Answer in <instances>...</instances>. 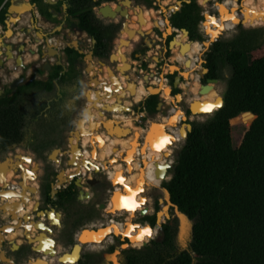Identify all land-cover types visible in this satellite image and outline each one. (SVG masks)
<instances>
[{
  "label": "trees",
  "instance_id": "16d2710c",
  "mask_svg": "<svg viewBox=\"0 0 264 264\" xmlns=\"http://www.w3.org/2000/svg\"><path fill=\"white\" fill-rule=\"evenodd\" d=\"M30 1L36 3L40 13L51 21L57 20L53 17V13L54 11L61 12V4L63 3L61 0L54 5L45 3L44 0ZM64 1L67 4L69 24L73 21L76 22L83 32L96 39L94 44L95 56H107L109 48L106 41V28L101 18L96 14L95 6L100 5L102 1H111L112 3L105 2L102 5L108 3L111 10L117 11V2H114L115 0ZM207 1L199 0V3L206 6ZM232 1L237 5V10L238 7H241V14L243 15H239L236 10L237 24L250 26L249 21L251 19L246 16L245 10L248 0H241V5L236 0ZM4 2L5 0H0V24H5V13L9 1L2 7ZM145 3L149 7L153 6V0H145ZM199 3L197 0L183 1L180 10L173 12L170 19L175 28L188 29L190 44L203 45L207 42L209 45L210 42L207 40L199 41L203 39V35L199 31L200 23L203 20ZM121 6L127 8L128 18L126 21L128 22L130 17L135 23L136 30L140 29L144 32L147 22L145 14L149 8L125 2L121 3ZM49 7H52L53 10L50 11ZM261 10L264 15L263 8ZM224 11L223 15L226 14V10ZM213 20L215 23L212 22ZM232 26V18L227 15L226 17L217 16L204 23L203 30H209L205 35L207 37L210 35L211 39L214 40L222 32L230 30ZM240 27L242 28L241 33L236 38L228 41L218 39L212 43L205 55L204 66L208 68V74H206L208 78H219L220 62L227 63L231 67V75L227 79L223 92L224 104L215 110L207 120L193 122V128L188 133V137L184 138L185 143L175 160L172 177L164 182V186L171 193L172 201L195 221L190 245L187 249L175 250L176 228L163 224L165 235L161 241L157 238L150 239L147 245L139 248L128 247L122 250L124 264H264V40L254 42L255 32ZM121 33L125 35L124 31ZM256 36L258 37V34ZM65 50L70 55L71 62L72 56L80 55L73 47L67 46ZM125 50L124 45L119 46L118 44L114 51L115 60L118 61V65L123 67V70L126 67L125 62H128L127 59H121V54H124ZM90 61L92 65L89 68V74L94 76L97 73L98 79L108 83L110 89L114 90L116 87L110 82L107 65L103 64L99 68L98 63H95L93 59ZM100 69H102L101 73L99 72ZM70 74L72 75V73ZM182 74L186 77L185 71ZM52 76H58V73L56 72ZM118 77L121 83L120 87L126 90L119 100L115 94L106 98L105 92H101L98 97L95 89L101 85H95L93 80L90 82L93 88L89 91V98L87 99L88 110L83 114L84 121H82L83 124L81 122L79 128H88L87 122L90 118L97 120L99 124L96 125L99 127L100 122L106 119L105 115L99 113L104 103L115 104L118 102L117 105L110 107L109 110L113 112V119L106 121V125L109 127L111 124L117 123L123 128L128 127L126 130H138L139 134L132 135L136 136V140L132 141L128 147H123L117 142L110 143L112 138L119 136L108 134L105 131L98 133L97 131L87 132L83 130L81 150L78 148L80 140L78 137L73 136L70 142L73 145L74 158L71 163L74 167L63 170L61 174V178H64L69 171L75 173L83 171L89 175L91 170L96 168L95 166H105L104 169L107 170L110 178L115 179L118 172L125 173L128 170L129 174L125 173L123 183H120L122 188L118 186L116 193L111 197V206H106L104 209L108 216L106 221L91 225L92 227L94 225L104 226L95 230L96 232L89 229L87 235H90L81 241L91 248L101 246L106 240L113 242L116 233L114 231L104 232L110 223L109 216L113 215L111 217L113 227L116 223L125 221L126 218H134L136 212L143 209L142 204L145 201L142 192L145 187L158 185L151 181V173L158 167L161 172V180L166 176V168L170 164H165L168 162L161 159L170 155L173 151L174 142L183 134L185 135L183 130L187 129V126L181 125V123H183L182 120L188 118L177 105L182 96L178 95V98L172 96L169 91L170 85L165 81L160 82L164 85L163 93L168 97L165 102L170 104L169 112L160 114V119L149 120L147 126L150 129L137 125L135 123L136 117L134 118L131 114L128 115L123 110L129 109L132 101L138 102L135 99V90L141 86V81L139 79L138 82H135L136 84L133 83L128 86V84L126 85L128 77L120 73H118ZM41 83L22 86L13 93L10 89H6L5 93L0 96V153L6 152L25 141L27 112L24 106L25 99L20 94L27 87L41 85ZM45 85L50 88L51 82ZM209 85L208 90L200 92L202 83L199 82L189 94L198 100L191 99L192 101H189V97L186 99L193 103V113L190 114L192 120L197 116L210 114L212 110L218 107L217 104L219 106L221 104V94L216 89L215 83L209 82ZM120 87L116 91L118 94L121 93ZM175 91L180 90L175 89ZM157 94L159 92L150 94L141 101L138 111H145L147 115L155 116L159 112L157 110L159 102ZM209 107L211 110H208ZM246 111L253 112L254 117L249 120L238 145L234 146L232 122L234 123L235 120L233 119ZM243 117L249 119V115H244L241 118L245 124ZM140 128H142L141 133ZM142 135L145 138L140 147L139 138ZM165 136L172 138L171 143L165 144L158 150L154 144H159ZM119 138L124 139L125 137L120 136ZM117 147H121V149L118 151ZM115 152L123 157L125 155L124 160L127 169L123 163H118L116 158L110 159V155ZM63 153L60 150H55L51 151L49 156L53 161L59 162V156ZM137 153L143 155L144 166H140L136 158ZM11 158L13 161H18V166L22 168L25 177L23 182L19 183L16 182L15 178L21 177L22 174L17 173L14 169L0 170V177L3 178L0 180V206L6 207L4 217L12 218V222L8 221L7 223L12 224V227L14 225L13 228L23 225L24 222H29L27 225L29 228L28 236L45 255L51 254V257L47 259V263H50L53 260L52 254L56 244L55 240L52 239L53 237L50 236L51 229H48L44 222L36 223L32 220V211L35 209L37 201L31 194V186L38 165L32 161V157L28 153L23 151H18ZM105 160H108L109 164H113V169L106 166ZM12 184L14 188L11 187ZM128 189H132V192L130 193ZM77 195L78 189L74 182L60 189L56 198L51 197L49 192L47 193L46 202L63 209L68 216L69 227L75 223L74 227L79 226L80 224L77 222L90 219L89 217H93L97 210V202L88 208H81ZM132 196L136 206L134 210H129L123 207L125 200L121 198ZM122 216L123 219H117V217ZM24 217L25 221L22 222L21 219ZM53 218L55 219L54 223L58 222L60 218L55 211L50 212V219ZM43 219L44 215L41 220ZM38 228H42L43 233H36ZM83 229L78 232L79 240L86 232V229ZM5 231L6 227L0 230V241L11 240L10 230L6 236ZM94 235H99V237ZM70 252V250H66L62 253H66L61 259L62 264H71L78 258L76 255L79 253L78 250L69 255ZM3 256L0 255V259L6 260ZM107 259L111 258L107 257ZM47 263L44 261L35 263L34 259L29 261V264Z\"/></svg>",
  "mask_w": 264,
  "mask_h": 264
},
{
  "label": "rangeland",
  "instance_id": "374dc122",
  "mask_svg": "<svg viewBox=\"0 0 264 264\" xmlns=\"http://www.w3.org/2000/svg\"><path fill=\"white\" fill-rule=\"evenodd\" d=\"M48 1L49 2H55V0H48ZM61 1L66 2L64 0H61ZM96 1H98V0H96ZM177 1H182V0H153V4H152L153 6H151V7H149L145 3V0H133L132 5H137V6H141L144 8H150V9L152 8V9L157 11V14L159 16L169 17V13L172 14V12H170V11L168 13L163 12L162 6L167 7L169 5L176 4ZM217 1H220V0H211L206 6L201 5V13L203 14L207 10L214 12L215 8L219 7V4L217 3ZM105 2H107V1H102L100 5L104 4ZM114 2H117V0H115ZM223 2H224L223 4H224L225 9L222 8V12L225 13L224 10H226V15L229 16L230 18H232V20H233V26L230 28V30L224 31L223 34H221L219 39H222L224 41H228V40H232V39L236 38L241 33L242 28L240 26H242L246 30H248L250 32L252 31L253 33L255 32L256 34H258V37H257L256 34L254 33V38H255L253 40L254 42H259V41L263 40V37H264V28H263L264 27V15L261 12V6L264 10V0H248L245 10H246V16L251 18V20L249 21L250 26H245L241 23L237 24V16L235 14V12L237 10V5L235 4L234 1L225 0ZM214 3H215V7L213 6ZM100 5L95 6V11H96V14L101 18L102 23L106 28V41L108 43L109 52H108V55L105 57L95 56L93 58L94 62L98 63L97 64L98 67L100 68L102 66V64H100V61H103V62H105L106 65H110L111 67L115 68V65L118 64V61L115 59L110 61V60H108V56L111 52L115 51L117 45L119 44V38L120 37H123V38L128 37L127 29H132L134 31L130 35L132 42L122 44V45H124V47L126 49L124 54L127 55V57L124 59L128 60V62H126L127 64H125L126 67L123 71H127V73L129 74V77L135 82H138L137 80H139V78L144 79V82H145L144 76L150 75L151 73H154L155 75L158 76L157 81H155L151 84H145V83L141 82L140 87L143 88L145 96L143 97V99H139V101L137 103L132 101L133 102V103H131L132 104L131 105L132 110L130 112H127V114L128 115L131 114L134 118L137 116L139 118V123L137 125H140V127L146 128L147 127V124H146L147 118H144V117L147 115V113H145V112L143 113V111L142 112L138 111L139 103L141 101H143L150 94L159 92V94H157L159 97L162 94H164L163 93L164 85L161 84L160 81H165L164 77H166V76H168V79H169L168 84L170 85L169 91H170L171 95L175 96V94H180L182 96V99L179 100L177 105L180 107V111L183 113L186 109V105L188 103V100L192 101L191 99H195V98H192L191 96H189V94H190L189 88L193 84V81H194V78L192 76H194L198 73H200L201 75L205 73V71H204L205 66H204L203 61L205 60V58H204L205 53L211 48L212 43L211 44L209 43V45L203 51L200 59L196 63V65H198L199 67L195 68L192 72H190L189 77L186 78L182 74V72H184L185 70L187 72L185 65L180 63V62H177L178 65L181 67L180 68L181 73H180V71L176 70L179 67H178L176 61L171 62L170 58L173 56V52H172L171 48L169 49L167 47L168 39H171L172 37L176 38L179 30L171 32V31H169V29H166L165 33L169 32L171 34H168L165 37V36H163V32L165 31V28L159 27V26H154L152 28L153 30L151 32H149L147 35H144V37L139 36L137 33V30L135 28V23L129 17V20L127 22V29L123 30L124 34H125V35H123L121 33V28H122V22L124 21V17L121 15H117L116 17L115 16L103 17L102 15H100L98 13V8ZM66 6L67 5H65V7H62V4H61L60 14H62L63 8L67 10ZM148 11H149V9H148ZM62 17L63 16H61V18H58L54 22H51L54 25H58V24L63 25L62 29H55V32H54V34H55L54 35L55 36L54 37L55 38L54 44L56 45V47L64 48V46L66 45V42H71L72 39H77L79 41V48L83 51V53H87L89 50H93V47L95 44L93 41V38L90 37L86 32L78 31L76 28L71 29L67 20L64 21L65 23L62 22L64 20V19H62ZM214 17H217V16L214 15ZM211 19H212L211 16H207L205 23ZM12 24L13 23H8L9 27L7 30L10 33H8L7 36H10V34L13 31L11 28ZM203 25L199 26V31L203 35V39L199 40V41H206L207 40V36L205 35L203 30L201 29V27L203 28ZM42 29H44V31L39 30L40 34H41V35L39 34L40 36L38 35L39 37H42L43 34H45V33L51 34V31H52L51 28L45 27ZM67 32L69 34H67ZM144 34H146V33H144ZM185 35H186V39H187L186 44H187L188 48L185 49L184 52L189 53L190 49H189L188 44H189L190 40H189V36H187V34H185ZM33 36H35V35H33ZM62 36H64V43L60 44L59 39ZM28 38L29 37L26 38V40H27L26 43L28 42V44H32L31 40H33V39H28ZM30 38H31V36H30ZM148 39L151 42L150 45L146 43V40H148ZM0 43H1V40H0ZM175 43H176V40L174 41V44H172V46H171L172 48L174 47ZM181 53H182V51H181ZM27 59H29V61L32 60L29 55L27 56ZM87 60L88 59L85 58L81 62V65L84 66V64ZM128 63L132 64V66H133L132 69H130V65ZM167 64L172 65L171 68L168 70L169 73H166L167 72V69H166ZM101 71H102V69L99 70L100 73H101ZM173 72H175V73H173ZM119 73L123 74L122 71H120ZM170 73H172V74H170ZM218 73H219V78H218V82L215 83V86H216V89L218 90V92L222 95L224 92V89H225V84L227 82V79L231 75V67L227 63L220 62ZM17 74H19V72L15 73V75H17ZM176 75H178L180 77H181V75L184 76V80L182 81L181 86H180L181 88L178 87V89H180V91H175V88H174V90L171 89L172 88L171 82L172 83L174 82ZM97 76H98V74H97ZM108 76H109V74H108ZM82 79H83V90L88 89L90 87V83L89 82L87 83L85 77H83V76H82ZM109 79H110L111 84L114 87H116L115 82L112 81L110 76H109ZM190 82H192V84ZM174 84L179 85L180 81L177 80L176 82H174ZM126 85H127V83H126ZM149 86H151V87L149 88ZM91 88H93V87H91ZM185 88L187 90H185ZM136 90H135V92H136ZM102 92L106 93V90L104 89V90H102ZM129 92H130V90H129ZM106 98H110V97H106ZM187 98H188V100H186ZM74 100H75V98L73 100H71V103ZM167 100H168V97H167ZM195 100H198V99H195ZM44 101H42V102H44ZM86 103H87L86 100L82 101L80 104V109L71 115L72 124L67 128V131H64L61 129L58 132H56V131H53L52 129H48L49 124H50L49 119H56V123L58 125H59V123H61L60 116L58 114H55L52 116L49 114L48 115L46 114L47 117L44 116V118H41L42 116L39 117L41 113H38V115H36V116L34 115L33 117H30L27 128L25 130L26 131L25 141L22 142L20 145H17L18 146L17 149L14 146L10 150L0 153V159H2L5 156H11L12 157V156L16 155V153L18 151H23V152L28 153L32 157V161L38 165V170L32 179L31 194H33V197L35 198V200L37 202H40V208L41 209L54 207V205H52L51 203H47L46 201H44L45 193H48V192L51 193L52 186L55 187L57 185V182H56L57 176L56 175L58 174V172L61 170H67L70 167L67 163V157L66 156H64L63 161H59V162L57 161L56 162V161H52V159L49 156V153L54 148L59 149L61 151L62 145L64 146V144H62L61 141L65 138V135H68L69 132L74 129L73 124L83 114L82 108ZM67 106L70 107L69 105H67ZM169 108H170V104H167L164 101L163 109L160 110L155 116H150L149 120L160 119L161 118L160 114H166L168 112ZM123 111H126V110L124 109ZM142 114H144V115H142ZM210 115H212V114L197 116L193 120V122L205 121L210 117ZM241 118H242V115L233 119V120H235L234 123L232 122V125H233V145L234 146L238 145V143L241 139V136H242L244 130L246 129V126L250 120L248 118L243 117L244 121L246 122L244 124ZM182 122L184 124H186V123H189V120L184 119V120H182ZM109 128L111 130V133H108V134L116 135L119 137L120 136L126 137V136H132L133 134H139L138 130L137 131H134L131 129L126 130L128 127L123 128L120 125H118L117 123L111 124L109 126ZM181 138H182V141H181ZM181 138H178L177 141L174 142L173 147H172L173 151L170 153V155H168L170 157V159L173 160V164H172L173 166L175 164V160L179 154L180 149L183 147V145L185 143V139H184L185 135L184 134L182 135ZM139 143H140V146H142L143 142H141V138H139ZM9 153H13V154H9ZM168 156H166V158H168ZM61 157L62 156H59V158H61ZM64 159L66 161H64ZM111 159H115V158H111ZM105 162L107 163L108 160H105ZM106 166H108V163L106 164ZM102 167L105 168V166H102ZM98 169L100 170L101 167L96 166V168H93V171H91L89 173V175H87L86 177H88V178L97 177V178L104 179V175H102ZM54 173H56V175H54ZM124 174H125L124 172H118L115 175L116 176L115 179H111L109 174H108V176L111 179V182L113 185L120 186V182H118V181L120 179L123 180ZM37 175H38V179H36ZM19 177L15 178L16 182L19 181L18 180ZM171 177H172V173H170L169 175H166L163 178L166 181H168L171 179ZM164 179H162V180H164ZM71 182H66L65 186L62 185L59 189L66 187ZM87 190L91 191V188L88 187ZM142 194L144 197L143 200L146 201V196L148 194L147 187H145V190L143 191ZM92 195L93 196L90 199H84V200H78V201L80 202L81 208H84V209L88 208L90 205L96 204V202H97L96 213L93 217H89L90 219H85L81 222H77V224H80V225L76 226V227H74V225H76V223L72 227H69L68 216L65 214L63 209L58 208L56 206V209L58 211L62 212V217H61V225H58L57 223H54L53 225H51L53 227H51L50 236L54 238L55 243H56L54 253L52 254V258H53V260L51 261L52 264H62L61 259H59V256L62 253H64V251L71 249V246L73 244L76 232L81 230L85 225L98 224L100 222L106 221L108 216L106 215L105 210L99 209L97 207V205L100 202L106 201L109 198V196L106 193H102V194L100 193L99 194L97 192L96 194H94V190H92ZM55 196H56V193L52 195L53 198H55ZM167 205H169V204H167ZM167 205H165V206H167ZM0 211H1L0 212V217H1L0 222L5 221L4 220L5 217L3 218V216L6 213V207L0 206ZM1 213L3 214V216H1ZM112 216H109L110 223L104 232L114 231L116 233L114 238H113V242L106 240V241H103L101 246H93L92 248L89 246H85L83 248L81 260L78 264H87V263H89V264H124V256L122 253V250H123L122 246L123 245L125 246L126 243L123 240H121V238L119 237L120 235L118 234V231L116 230L115 225L112 227V224H111V220H112L111 217ZM123 218H124L123 216L117 217V219H123ZM171 218L176 219L175 220L176 221L175 222L176 233H175V237H174L175 250L178 251V250L187 249L190 245L192 238H191V236L188 237V234H186V232H185L186 228L183 229L184 222L182 224L181 216L179 214H177L175 212V210H173V215L171 216ZM5 219H7V217ZM43 220H45V219H43ZM160 220L162 221L163 219L161 218V219H159V221ZM135 222L141 223L138 221H135ZM180 226H181V232L179 234V227ZM9 230H10V234L12 237L15 228H13L11 225H9L6 227V232H8ZM5 236H6V234H5ZM153 236H154L153 239H155V238L158 239L159 233H156ZM121 237L124 238L123 236H121ZM184 238H185V240H184ZM0 242H2V241H0ZM16 243H19V242H16ZM129 247H132V246H129ZM135 247L139 248V246H135ZM1 248L4 251L6 250V247L4 248L2 246ZM119 251H121V253L118 256H116V253H118ZM112 252H113L112 257H110L113 260L112 263H110L111 259H107V261H105V254L107 256V254L112 253ZM11 254H13V253H11ZM32 256H35V254L33 253ZM50 256H51V254H50ZM116 260H119V263H117ZM19 264H26V261L22 260V261H20Z\"/></svg>",
  "mask_w": 264,
  "mask_h": 264
},
{
  "label": "water",
  "instance_id": "95a60500",
  "mask_svg": "<svg viewBox=\"0 0 264 264\" xmlns=\"http://www.w3.org/2000/svg\"><path fill=\"white\" fill-rule=\"evenodd\" d=\"M9 0H5V2L3 3V5H2V7L4 6V5H6V3L8 2ZM183 1H186V2H190L191 0H182V1H177V3L176 4H173V5H169V6H167V7H165V6H162V11L163 12H175V11H178V10H180V8H181V6H182V4H183ZM211 0H208L207 1V4L210 2ZM224 0H220V1H217V3L219 4V7L218 8H216L215 9V11L214 12H211L210 10H207V11H205V13H203V20L201 21V23H200V26H202L204 23H205V21H206V17L207 16H214V15H216V16H220V17H222V16H224V17H226V14L225 15H223V12H222V8H224L225 9V7H224V2H223ZM44 2L45 3H49V4H56L57 2H58V0H55V2H49L48 0H44ZM107 2H111V1H107ZM123 2H125V3H133V0H117V7H116V9H117V11H115V10H111L110 8V6H109V4L107 3L106 5H100L99 6V8H98V13L100 14V15H102L103 17H106V16H114V15H121V16H123L124 17V21L122 22V28H121V31H123L124 29H127V18H128V13H127V8H125V7H123V6H121V3H123ZM197 2L199 3V0H197ZM237 2H238V4L239 5H241V0H237ZM30 6H31V9L30 10H28L29 12L30 11H32V9H33V7L36 5V3H33V2H30V3H28ZM200 4V3H199ZM67 5V4H66ZM201 5V4H200ZM214 6V5H213ZM212 6V7H213ZM1 7V8H2ZM67 7V6H66ZM215 7V6H214ZM7 10H8V12H7V15L9 16V19L7 20V19H5L6 20V23H5V26L7 27V25H8V23H16V22H18L19 21V14H22V13H19L18 11L19 10H17L16 8H14L13 7V4L12 3H9L8 4V6H7ZM50 11H52V10H50ZM27 12V11H26ZM12 13H14L15 14V16H13L12 15ZM23 13H25V12H23ZM212 14V15H210V14ZM237 13L239 14V15H241V16H243L242 14H241V7H238V10H237ZM229 14V13H228ZM53 16H57V15H55V14H53ZM170 17H171V13H169V17H165L164 16V18H165V20L167 21V23L169 24V27H172V29L175 31V30H179L178 28H175L173 25H172V23H171V19H170ZM139 22H141V21H139ZM238 24H240V23H238ZM70 26H71V28L72 29H77L78 31H82L81 30V28L77 25V23L76 22H71L70 23ZM61 26L60 25H57V28H60ZM264 28V27H263ZM201 29L203 30V28L201 27ZM153 30V29H152ZM180 30L181 31H183L184 33H186L187 34V36H189V31H188V29L187 28H180ZM209 31V30H208ZM207 29H204L203 30V32L206 34L207 32ZM127 32H128V37L127 38H123V37H120L119 38V46L120 45H122L123 43H131L132 42V39L130 38V35L134 32L132 29H127ZM137 33H139V35L140 36H143L144 37V35H147L148 33L147 32H145L146 34H144V32L142 31V30H137ZM214 33V32H213ZM168 34H171V33H165V31L163 32V36H167ZM221 34H223V32L221 33ZM221 34H219L217 37H215V39L214 40H212L211 42H210V44L211 43H213V42H215V41H217L219 38H220V36H221ZM174 38L175 37H172L171 39H170V41H169V43L167 44L168 45V48H171V46H172V42L174 41ZM211 38V36L210 35H208V37H207V40H209ZM263 40H264V37H263ZM44 41H45V44H46V47H47V50H48V52H46L48 55H54L55 53H58L60 56H61V54L59 53V51H58V49H57V47H56V45L54 44H52V40L51 39H49V38H46L45 36H44ZM93 41H94V43L96 42V39L95 38H93ZM2 43V42H1ZM52 44V45H51ZM67 44V46H69V47H74V48H76L80 53H83V51L79 48V41L77 40V39H72L71 40V42H67L66 43ZM129 45V44H128ZM6 47H8V49H9V47H10V50H8V53H7V57H10V59H15L16 60V62H17V64L19 65V66H23L24 65V63H23V57H22V55H21V53L20 54H18V55H15L13 52H12V50H11V46L12 45H10V44H6L5 45ZM20 46H21V48H20V52L21 51H23L24 49H25V43H22V44H20ZM13 47V46H12ZM54 51L55 53L54 54H51V51ZM31 53L32 54H35L36 53V51L34 50V49H31ZM120 54V53H119ZM115 56H116V54H115V52H111L110 54H109V56H108V60H110V61H112L113 59H115ZM87 57H89L88 58V60H87V64H86V66H85V70L84 71H86L87 73H89V68H90V66L92 65V63H91V61H90V59H93L94 58V51L93 50H89L85 55H84V59L85 58H87ZM127 57V55L126 54H121V59H124V58H126ZM3 64V59H0V65H2ZM100 64H105V62H103V61H100ZM125 64H127L126 62H125ZM129 65H130V69H132L133 68V66H132V64L131 63H128ZM45 65H46V68H44V69H49V67H50V63L49 62H47L46 61V63H45ZM107 70H108V73H109V76H110V78L112 79V81L113 82H116L115 84H116V88L114 89V90H112V89H110V86H109V84L108 83H105V81H101V80H99L98 79V76H97V73H95L94 74V76H91L90 74H89V83L93 80L94 81V83L96 84V85H101V87H99V88H96L95 89V91H96V93H97V96L99 97L100 95V93L102 92V90H106V93H105V97H111L112 95H116V97H117V99L119 100L120 99V96L121 95H123L124 93H125V89L124 88H122V87H120L121 85V83H120V80H119V77H118V73L120 72V71H123V67L122 66H120V65H115V68H113V67H111L110 65H107ZM204 71H205V73L206 72H208V68H206V67H204ZM205 73L204 74H202V78H205L204 77V75H205ZM123 74L126 76V77H129V74L127 73V71H123ZM172 74V73H171ZM82 75H83V71H82V73L80 72L79 73V75H78V77L80 76V78H82ZM151 75H153V73H151ZM177 78H179L178 79V81H180V76H178V75H176L175 76V79H174V82H176L177 81ZM23 80V77H18V78H15L11 83H10V89L11 90H14V89H16V87L20 84V82ZM174 82H173V84H174ZM209 82H214V83H216V82H218V78H216V77H209V78H206V80L205 81H203L202 82V89H201V91L200 92H203V91H206V90H208L209 88H210V85H209ZM136 84L135 83V81H133L130 77H129V79H128V82H127V84H128V86L130 85V84ZM174 86H176L177 87V85H175L174 84ZM91 87H93V85H91L90 84V87L88 88V89H86V93H85V96H86V101H87V99L89 98V91L91 90ZM119 87L121 88V93H116V91H117V89H119ZM151 86H149V88H150ZM56 88H60L59 87V84H58V82H56ZM3 92V90L2 89H0V95H1V93ZM178 95H180V94H175V96H176V98H178ZM220 100H221V104H220V106H218V107H216L214 110H212V112L210 113V114H213V112L215 111V110H217V109H219L220 107H222L223 106V104H224V95L222 94V95H220ZM87 104V103H86ZM85 104V106L83 107V109H82V113L84 114L87 110H88V105H86ZM118 104V102L117 103H115V104H109V103H104V105L101 107V109L99 110V113L100 114H103V115H105L106 116V119L105 120H103V121H101L100 122V125H99V127H97V123L99 124V122L97 121V120H95V119H89V121L87 122L88 123V128H79L80 127V125H81V122L82 121H84L83 119H84V115L82 114L81 116H80V118H78L77 119V121H76V124H75V128L73 129V130H71L70 131V135H69V138H68V141H69V148H68V150H66V151H68V158H67V163H68V165L70 166V167H74L73 166V164H71V162H72V159L74 158V152H73V145L70 143L71 142V139L73 138V136H75V137H78L80 140H79V146H78V148L81 150L82 149V147H81V135H82V133H83V130H86L87 132H92V131H97L98 133L99 132H102V131H105L106 133H110V129H109V127L106 125V121H112V119H113V112L111 111V110H109L110 109V107H113L114 105H117ZM163 107H164V101L162 100V98L161 97H159V102H158V105H157V110L158 111H160V110H162L163 109ZM187 109H188V112L189 113H187L186 112V110L184 111L185 112V114H186V116H187V118H188V120H189V123H186L185 125L187 126V129H184L183 131L185 132V139L188 137V133L192 130V128H193V120L190 118V114L191 113H193V103L192 102H188V106H187ZM132 109H131V107H129V109H127L126 111H125V113H127V112H130ZM197 115V114H196ZM244 115H249V119H252L253 117H254V113L253 112H251V111H246V112H243L242 113V116H244ZM89 116L91 117V115L89 114ZM155 122H157V121H155ZM82 124H83V122H82ZM184 123H181V125H183ZM93 125H94V127H93ZM148 127V126H147ZM146 127V128H147ZM149 128V127H148ZM79 129V130H78ZM150 129V128H149ZM145 136H147V134H145ZM144 135H142L141 136V139L144 141V137H145ZM16 147V149H17V147L18 146H15ZM141 147V146H140ZM117 149L119 150L120 148L119 147H117ZM55 150H59V149H53L52 150V152L53 151H55ZM62 151V150H61ZM66 151H62V152H66ZM124 157H125V155H124ZM124 157L122 156V160H123V162L125 163V160H124ZM169 157V156H168ZM83 162H85L84 160H83ZM18 161L16 160V161H13V159L12 158H10L9 156H5L4 158H2V159H0V170L2 169L3 171H7L8 169H14L17 173H20V174H22L21 175V177H20V179H19V183H22L23 182V180H24V175H23V171H22V168L20 167V166H18ZM165 164H170L167 168H166V172H167V170H168V168L171 166V163H165ZM86 166H87V164H85ZM99 170V169H98ZM101 170V169H100ZM91 171H93V170H91ZM63 173V170H61V171H59L58 172V174L56 175L57 176V180H56V182H57V184L58 183H60L59 184V186L58 187H54V186H52V189H51V195H53V194H57L58 193V191L60 190L59 188L63 185V186H65V184H66V182L67 181H65V182H62V178H61V174ZM72 174H74V176H72V178L69 180V182H71V180H74V183H75V185L77 186V187H79V192H78V195H77V198L79 199V200H84V199H90L93 195H92V192L90 191V190H87V189H85V185H84V183L83 182H85V183H87V184H89L90 186H95V183L97 182V179L95 178V177H92V178H87L86 176L88 175V173L86 172H84V173H79V174H75V172H72ZM0 179H1V177H0ZM36 179H38V175L36 176ZM164 179V178H163ZM112 183V182H111ZM12 188H14V185L12 184V186H11ZM117 187L118 186H115L114 185V189H113V191H112V193L110 194V196H109V198L106 200V201H103V202H100L98 205H97V207L99 208V209H105L106 208V206H107V203H108V201L110 200V198L112 197V195H114V193H116V189H117ZM121 188H122V186H120ZM1 190V189H0ZM7 191V190H6ZM143 193V192H142ZM166 195H167V198H168V200L170 201V203L174 206V210H175V212L177 213V214H182L183 215V217L190 223V227H189V232H188V237L189 236H191L192 237V233H193V226H194V223H195V221L193 220V219H191L185 212H183L182 210H180V208H179V206L177 205V204H175L173 201H172V199H171V193H170V191L168 190V189H166ZM142 206H143V208H144V205L142 204ZM168 209V208H167ZM52 211H55L56 212V215L58 216V217H60L59 219H58V222H55V223H57L58 225H61V217H62V212L61 211H58L57 209H56V206H54V207H50V208H44V209H41L40 208V202H37L36 203V205H35V209L32 211V220H34L36 223H40V222H44V220H41L42 218H43V215H44V219H49L50 220V224H54V221H55V219L53 218V219H50V212H52ZM141 211V213L142 214H144L145 212H146V210L145 209H141L140 210ZM161 212V211H160ZM160 212H158V214H157V221H156V223L153 225V224H151V223H149V222H144V223H148L152 228L153 227H155L157 224H158V222H159V219H161V217H162V219H163V216H166V217H168L169 216V213H168V210L166 211V214H161V215H159L160 214ZM29 216V215H28ZM35 216L36 217H38V219H36L35 218ZM25 217H27V215H25ZM25 217H24V219H21V221L23 222V221H25ZM178 217V216H177ZM164 220V219H163ZM160 221V224H159V229H158V231H157V233H159V236H158V239L159 238H161V237H163L164 235H165V230H164V227H163V223H164V221ZM10 221L12 222V218L10 217ZM134 223H135V221L134 220H132ZM180 221V220H179ZM29 223V222H28ZM28 223H23L24 225L23 226H21V227H23V229H24V231H26V229H27V225H28ZM45 223V222H44ZM143 223V224H144ZM46 224V223H45ZM103 224H105V223H103ZM9 225H12V224H9V223H7V222H5V223H3L1 226H0V230L1 229H4L5 227H7V226H9ZM56 225V224H55ZM93 225V224H92ZM103 226V225H102ZM102 226H96V225H94V227H92L91 225H85L83 228H85L86 229V232L82 235V237H81V240H79V237H77L78 236V232L80 231H78V232H76L75 233V237H74V241H73V244H72V246H71V249H70V253H69V255H71V253H74V251H76V250H78V254H76V255H78V258H76L75 259V261L72 263V264H78L79 262H80V260H81V257H82V252H83V248L86 246V243H82L81 241H83L84 239H86V236H87V232L89 231V229H92V231L94 230H99V229H101L100 227H102ZM13 227H15L14 225H13ZM46 227L48 228V229H51V227L49 226V225H47L46 224ZM82 228V229H83ZM48 229H47V231H48ZM81 229V230H82ZM37 231H39V233H43V231H42V228H38L37 229ZM96 232V231H95ZM180 232H181V226L179 227V234H180ZM4 233H7L6 231L4 232ZM28 234L29 233H26L25 232V234L22 236L24 239H26L29 243H31L32 244V248H33V250L36 252V253H38V255L37 256H35L33 259H34V262L36 263V262H38V261H40V260H43L44 262H48V260L47 259H49L51 256H50V254H47V255H45L42 251H40L39 250V248H38V245H35V242L34 241H31V238L28 236ZM120 238H121V240H123L125 243H126V246L124 247V245L122 246V249H125V248H128L129 246H132V245H130V239H129V237H125V238H122L121 236H119ZM32 238H36V237H32ZM152 239L154 238V236H152L151 237ZM151 238H149L148 240H146V241H144L143 243H142V245L141 246H144V245H147V243L150 241V239ZM3 242V241H2ZM2 242H0V247H1V245H2ZM10 242L13 244V248L14 249H16V248H18V244L16 243V241L15 240H10ZM140 246V247H141ZM132 247H134V246H132ZM1 250V249H0ZM1 252L3 253V251L1 250ZM121 253V251H119L118 253H116V256H118L119 254ZM66 254V253H65ZM65 254H62L61 256H59V259H62L64 256H65ZM67 254H68V252H67ZM112 254H113V252L112 253H109V254H107V256H106V254H105V261H107V257H112ZM3 257H5V259H6V261H8V262H12L13 260L11 259V258H9V257H6L5 256V254H4V256ZM46 258V259H45ZM112 261L113 260H111L110 261V263H112ZM117 263H119V260H117ZM47 264H49V263H47Z\"/></svg>",
  "mask_w": 264,
  "mask_h": 264
},
{
  "label": "flooded vegetation",
  "instance_id": "af4514ba",
  "mask_svg": "<svg viewBox=\"0 0 264 264\" xmlns=\"http://www.w3.org/2000/svg\"><path fill=\"white\" fill-rule=\"evenodd\" d=\"M63 3H66V2H63ZM179 35H180V33L178 32L177 36H179ZM174 39H176V38H174ZM169 41H170V39H168V43H169ZM24 43H25V49L21 52H20V48H21L20 44H22V43H20L19 45L18 44L17 45L11 44L13 46V47H11V50L13 48L18 50L17 48L19 47V50L17 51V53L18 54L21 53V55L23 57V63H24L25 54H27V53H29V55L32 59L30 61H27V63H24V65L22 67L17 64L15 59H14V63L12 66H10V65L6 66V62L8 61V58H6L7 57V50L4 53L0 54V59H3V64L0 65V89L3 90L1 95L5 93L6 89H10V83L15 78H18V77H23V80L16 87V89H14V90L10 89L12 91V93L22 86H26L28 84H36L37 82H40V83L42 82L41 85H32V86L27 87L20 94V96H22L25 99L24 106H25V109L27 112V124L25 126V130L27 128L29 118L33 117L34 115L35 116L38 115V113H41L39 116V117L42 116L41 118H44V116L47 117L46 114L47 115L49 114L51 116L58 114L60 116L61 123H59V125L56 123V119H49V121H50L49 127L50 128L48 127V129H52L53 131H56V132H58L61 129L64 131H67V128L72 124L71 115L73 113H75L76 111H78L80 109L81 102L86 100V96H85L86 89L83 90V79L80 78V76L78 77L79 73L83 71L82 76L85 77L87 83L89 82V73L84 71L85 66L87 64V61L85 62L84 66L81 65V62L84 60V55L86 53H80L76 48L73 47L74 49H76L78 51V53H80V55L72 56V62H71L70 61V55L65 50V48L67 46H64V48H57L59 53L61 54V56L58 53H55L52 56V55H48L46 53V52H48V50H47L45 41L36 44V47L28 46L26 41H24ZM167 47H168V45H167ZM31 49H34L36 51V53L35 54L30 53ZM171 50L173 52L172 47H171ZM93 51H94V47H93ZM14 54L18 55L16 53H14ZM205 55H206V53H205ZM94 57H95V54H94ZM46 61L50 63V67L48 70L44 69V68H46V65H45ZM205 61L206 60H204L203 62L205 63ZM177 62H179V61H176V63ZM182 64H185V63H182ZM177 65H178V63H177ZM178 67L179 68L176 70L180 71V73H181V70H180L181 67L179 65H178ZM1 69H4V70L2 71ZM16 71H18L19 74L15 75ZM56 72L58 73V76H52ZM185 72H186V70H185ZM70 73H72V75ZM166 73H169V72H166ZM173 73H175V72H173ZM206 74H208V72H206L204 75L205 78H203V79H205V80H206V78H208L206 76ZM186 78H187V74H186ZM178 79L179 78H177V80ZM183 80H184V76L181 75L180 84L177 85V87L174 86V84L171 82L173 90H174V88L178 89V87L181 86V83ZM48 82H51L50 88H48L45 85ZM56 82H58V84H59V87H60L59 89L56 88ZM178 90H180V89H178ZM47 97L51 98V100L49 101L48 104L45 103V101H44V98H47ZM74 98H75V100L71 103V100H73ZM42 101H44V102H42ZM67 105H69L70 107H68ZM187 106H188V103L186 105L185 110L187 113H189ZM75 124H76V122L73 124L74 128H75ZM69 135H70V132L68 135H65V138L61 141V143L64 144V146L62 145V148H61L62 151H66L69 148V141H68ZM119 148L121 149V147H119ZM60 156H62L60 158V161H63L64 156H66L68 158V151H66L65 153H63ZM111 158H116L117 162L123 163L125 169H127L125 166V163L122 160V156L116 154V152H115V153L110 155V159ZM136 158L139 161L140 166H144V162L142 161L143 155H141L140 153H137ZM165 160L167 162H171L170 157L166 158ZM64 161H66V160L64 159ZM172 164H173V161L171 162V166L168 168L165 175H169L170 173H172V169H173ZM108 166L111 169H113V164L108 163ZM99 172L102 175H104V179L95 177L97 179L95 186H90L89 184L83 182L85 185V189L90 187L91 192H92V190H94V194H96L98 192L99 194L100 193L101 194L106 193L108 196H110V194L112 193V191L114 189V185L111 183V179L109 178L107 171L102 166H101V170H99ZM125 173L129 174L128 170H126ZM54 175H56V173H54ZM71 181H72L71 183L74 182V180H71ZM165 181H166L165 179L161 180V182L158 185H147L148 194L146 196L145 203H143V205H144L143 209H145L146 212L144 214H142L141 211L138 210L136 212L134 218H133L134 221H138L141 223L149 222V223H152L154 225L157 221L158 212H160V210H161V212L159 214V215H161L163 213L166 214V211L168 210L169 216L168 217L163 216V219H164L163 224H168V225H171L173 227L175 226V222H176L175 220L176 219L171 218V216L173 215L174 206L170 203V201L166 197L167 196L166 195V189L167 188L164 186ZM76 188L78 189V192H79V187L76 186ZM50 196L52 197L51 193H50ZM46 197H47V193H45L44 201H46ZM55 198H56V196H55ZM167 204H169V205H167ZM52 205H54V204H52ZM165 205H167V206H165ZM54 206H57V205H54ZM164 206H165V208H164ZM1 216H3L2 213H1ZM3 218H4V216H3ZM35 218L38 219V217H36V216H35ZM4 220L5 221L0 222V226L5 222L10 221V219L8 217H7V219L4 218ZM44 222L49 226L52 225V224H50V220L47 218L44 220ZM51 227H53V226H51ZM185 232H186V234H188L189 228H186ZM36 233L39 234V231H36ZM163 238H164V236L159 238L158 240L161 241ZM184 240H185V238H184ZM2 246L4 248L6 247L5 251L1 248ZM1 247H0V249L2 251H4L5 256L6 257L10 256L13 261L8 262L6 260L4 261V260L0 259V264H19L20 261H22V260L26 261V264H29L30 259H33L35 256L38 255V253H36L33 250L32 244L29 243L24 238H23V241L21 243H18V248H16V249L13 248V244L8 239L3 240ZM1 250H0V253H2ZM11 253H13V254H11ZM33 253L35 254V256H32ZM87 264H89V263H87Z\"/></svg>",
  "mask_w": 264,
  "mask_h": 264
},
{
  "label": "bare ground",
  "instance_id": "6f19581e",
  "mask_svg": "<svg viewBox=\"0 0 264 264\" xmlns=\"http://www.w3.org/2000/svg\"><path fill=\"white\" fill-rule=\"evenodd\" d=\"M13 7L16 8L17 10H19L18 11L19 13H23V12H26V11H28V10L31 9V6L28 3L27 4L20 5V6L19 5H16L14 3L13 4ZM129 16H130V13H129ZM212 17H214V16H212ZM145 19H146L147 22H146V26H145V29H144V33L145 32H147V33L151 32L152 31V28L154 26L164 27L165 28V32H166V29H169V31H171V32L174 31L172 29V27H169V24L167 23V21H165V18L159 16L157 14V11L154 10V9H152V8L151 9L149 8V11L146 12ZM178 32L180 33V35L177 36L176 39H174V41L176 40V43H175V45L173 47V56L170 58V60H171V62L179 61L180 63H185L186 65L185 64L184 65H185V68L187 69V73L188 74L187 73L186 74H187V78H188L189 75H190V72H192L195 68H198L199 67L198 65H196V63H194L196 55H197V58L199 60L200 57H201V55H202V53H203V51L208 46V43L205 42V43H203V45H200V44H190L189 43L188 46H189L190 52L189 53H186V52H184V50L188 48L187 47V44H186V41H187L186 35H185L186 33H184L181 30H179ZM207 41L211 42L212 39L210 38ZM146 43L149 44V45L151 44V42H150L149 39L146 40ZM181 51H182V53H181ZM54 53L55 52L52 50L51 51V54H54ZM171 66H172L171 64H167V68H166L167 69V72L171 68ZM200 76H202L200 73L192 76L194 78V81H193V84H192V82H190L192 84L190 86V88H189V91L190 92L200 82L199 81V77ZM144 78H145V82H144V79H142V78H139V79H140V81L142 83L151 84V83L157 81L158 76L153 73V75H151V74L150 75H146V76H144ZM185 90H187V89L185 88ZM144 96H145V94H144L143 88L138 87V89L135 92V99H136V101H139V99H143ZM160 97L162 98L163 101H166L167 100V96L165 94H162ZM136 120L139 121V118L137 116H136ZM141 132H142V128H140V133ZM135 140H136V136H129L127 138L125 137L124 139L119 138V137H114V138L111 139L110 143L112 144V143L117 142V143H119L123 147H128L129 144L132 141L134 142ZM141 142H143L142 139H141ZM9 157L11 158V156H9ZM164 159H166V156H164L161 160H164ZM72 172L73 171L67 172L66 175H65V177L62 178V181H64L65 179H66L65 181H69L72 178V175H74V174H72ZM79 173H83V171H80ZM79 173H75V174H79ZM151 174H152L151 175V181L154 184H159L160 181H161V172L159 171V168L158 167L155 168V170ZM0 180H3V178L1 177ZM131 200L134 201L133 196L131 197ZM110 202H111V198H110V200L107 203V207L111 206L110 205ZM179 215L182 218V224L184 222L183 229L184 228H189L190 227L189 222L183 217L182 214H179ZM132 220H133V218H126L125 221H120V222L116 223L115 224V228L118 231V234L120 236H123L124 238L125 237H129V239L131 241L130 242V245H132L134 247L135 246H139L140 247L144 241L148 240L153 235H155L157 233L158 229H159L160 221L158 222V224L155 227L152 228L148 223H144V224L143 223H136V222L134 223ZM23 225H21V226H23ZM21 226L15 228V230L13 232V236L11 237L12 238L11 240H16L19 243L23 241V237L22 236L25 234V232L26 233L28 232L29 228L27 226L26 231H24L23 227H21ZM105 226H106V224H105ZM144 228L150 229L151 230V235L145 234L142 239H139V240L136 239V237L140 235V230L141 229H144ZM125 233H128V235H125ZM88 235H90V234H88ZM94 236L99 237V235H94ZM52 239H54V238H52ZM125 246H126V244H125ZM0 255H4V251H3V253H0ZM42 261L43 260H40V262H42ZM49 264H52V263L50 262Z\"/></svg>",
  "mask_w": 264,
  "mask_h": 264
},
{
  "label": "crops",
  "instance_id": "0c3cea01",
  "mask_svg": "<svg viewBox=\"0 0 264 264\" xmlns=\"http://www.w3.org/2000/svg\"><path fill=\"white\" fill-rule=\"evenodd\" d=\"M31 1L30 0H9V3H12V4H16V5H23V4H27V3H30ZM8 3V4H9ZM48 3V2H47ZM50 5H54V4H50ZM65 3H62V7H65ZM246 9V8H245ZM261 9H262V6H261ZM49 10H53L52 7H49ZM7 12L8 10L6 11L5 15H6V19L8 20L9 19V16L7 15ZM262 12V10H261ZM55 15L57 16H53L55 18H61L64 19L62 22L65 23L64 21L67 20V17H68V13H67V10L63 8V12L62 14H60V12H55L54 13ZM263 14V13H262ZM13 16H15L14 13H12ZM250 18V17H249ZM251 19V18H250ZM51 22H54V21H51V20H48L47 18H45L39 11L38 9V6L35 5L32 9V11H27L25 13H22V14H19V21L16 22V23H13L11 25V28H12V33L10 34V36H7L8 33H10L7 29H8V25L7 27L5 26V24H0V40L2 43H0V54L4 53L6 50H7V53H8V50H10V47L8 49V47H6L5 45L6 44H14V45H19L20 43H24V41H27L26 38L29 37L28 39H33L31 40L32 44H28V46H32V47H36V44L40 43V42H43L44 41V36L46 38H49L52 40V44H54V32H55V29H62V24H60V28H57V25H54L53 23ZM68 22V20H67ZM5 23H6V20H5ZM69 23V22H68ZM59 25V24H58ZM70 25V24H69ZM41 27V28H40ZM45 27H49L52 29L51 31V34L49 33H45L43 34L42 37H39L38 35L40 34V31L39 30H43L42 28H45ZM71 27V26H70ZM72 29V28H71ZM67 34H69L67 32ZM35 35V36H33ZM41 35V34H40ZM23 36V37H22ZM31 36V38H30ZM64 36H62L60 39H59V43L63 44L64 43ZM23 41V42H22ZM67 43V42H66ZM51 44V45H52ZM67 46V44L65 45ZM12 47V46H11ZM59 48V47H57ZM19 50V47L17 48ZM16 49H12V52L13 53H17ZM29 55V53L25 54V57H24V63H27V61H29V59H27V56ZM30 56V55H29ZM2 58V57H1ZM8 58V61L6 62V66H12L13 63H14V59H10V57H6ZM18 66V65H17ZM2 71L4 69H1ZM18 70V69H17ZM16 73H18V71H16ZM45 100V103H49V100H51V98H44ZM145 111H143L144 113ZM146 113V112H145ZM144 115V114H142ZM146 118L150 117L149 115H146L145 116ZM135 123H139V121L136 120Z\"/></svg>",
  "mask_w": 264,
  "mask_h": 264
},
{
  "label": "snow or ice",
  "instance_id": "6c2138e0",
  "mask_svg": "<svg viewBox=\"0 0 264 264\" xmlns=\"http://www.w3.org/2000/svg\"><path fill=\"white\" fill-rule=\"evenodd\" d=\"M213 23H215V21H212ZM216 106H219V104H217ZM208 110H211L210 107ZM171 139L170 137H163L160 141L159 144H154L155 147H157V149L159 150L160 148L164 147L165 144L167 143H171ZM118 182L123 183V180L120 179ZM125 187H127V185H125ZM142 190V189H141ZM128 191L131 193L132 189H128ZM134 195V193H133ZM121 199L125 200V203L123 204V207L129 209V210H134L136 204L134 201L131 200V197H122ZM118 207L120 206L119 204L117 205ZM147 234V235H151V230L148 228H144L140 230V235L136 237V239H142L143 236ZM125 235H128V233H125Z\"/></svg>",
  "mask_w": 264,
  "mask_h": 264
},
{
  "label": "built area",
  "instance_id": "2783aa9c",
  "mask_svg": "<svg viewBox=\"0 0 264 264\" xmlns=\"http://www.w3.org/2000/svg\"><path fill=\"white\" fill-rule=\"evenodd\" d=\"M175 31H178V30H175ZM197 62H198V58H197V55H196L194 63H197ZM164 79H165V82H166V83H169L168 76L164 77ZM199 81H200L201 83L203 82V78H202V76L199 77ZM145 84H147V83H145ZM171 87H172V86H171ZM172 89H173V88H172ZM168 112H169V110H168ZM168 112H167V113H168ZM144 118H146V117H144ZM149 119H150V117L147 118V121H146V124H147V125H148ZM166 178H167V177H166Z\"/></svg>",
  "mask_w": 264,
  "mask_h": 264
}]
</instances>
